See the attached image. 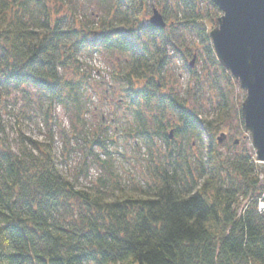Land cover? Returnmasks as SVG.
Listing matches in <instances>:
<instances>
[{
  "label": "trees",
  "instance_id": "16d2710c",
  "mask_svg": "<svg viewBox=\"0 0 264 264\" xmlns=\"http://www.w3.org/2000/svg\"><path fill=\"white\" fill-rule=\"evenodd\" d=\"M89 1L0 0V134L9 112L20 140L17 152L0 143V264H264V164L253 151L221 149L231 91L243 90L217 59L214 20L200 0ZM154 5L164 29L150 23L158 9L147 18ZM85 6L95 11L83 15ZM187 31L220 96L214 118L187 105L207 93L178 41ZM98 54L113 68L101 92L96 78L107 84V74L86 60ZM177 59L195 83L174 95L160 88ZM18 93L26 105L17 113ZM34 119L43 141L26 136ZM129 143L145 172L124 180ZM94 165L103 176L84 187Z\"/></svg>",
  "mask_w": 264,
  "mask_h": 264
},
{
  "label": "rangeland",
  "instance_id": "374dc122",
  "mask_svg": "<svg viewBox=\"0 0 264 264\" xmlns=\"http://www.w3.org/2000/svg\"><path fill=\"white\" fill-rule=\"evenodd\" d=\"M91 3H93V5H95V7L97 8L98 4V0L92 2L91 0L89 1ZM201 3V7L200 10L203 12V14H207L206 16H208L209 18L213 19L215 22L214 26H209V31H213L215 28H217L218 26V20L219 18L222 16V12L219 10L218 13L217 11L210 5V3L206 0H200ZM78 7H80L78 5ZM158 9L159 13L161 15H163L160 11V9L157 6H151V12H147L149 16H147V18H150L153 14V9ZM90 9V10H89ZM82 14L86 15V14H90L93 10L92 8H88L85 6L82 9ZM88 14V15H89ZM93 17V16H92ZM170 22V21H168ZM78 27H80V24H78ZM212 28V29H211ZM210 32V33H211ZM179 36H182V39H179L178 41L181 43H184V51L185 53H187V55L189 57L188 58V62L189 63H194L192 69L194 70V72L196 73V77L195 79H200V81L202 82V84L204 85L205 91L207 93H205L206 95L202 96V99H198L197 97L194 98L192 101H190L189 99L187 100V105L191 106L193 108H197L198 111H201L200 114L203 117H209V118H214V116H217L216 113L214 112L213 108L216 107V104L219 102L220 100V96L218 95V93L214 90L213 88V83L210 81V76H206L205 72L203 71V68L205 67V60L206 57L204 56V52H203V47L201 45H199V41L198 38L195 36L194 33H190L189 31L187 32H183V33H179ZM198 46L201 48V50H198ZM94 60L93 61H89V57L87 56V63L91 66H93L96 69L101 70L105 76L107 73H112L113 68H112V64L110 63V60L112 58L111 55L108 54H98V55H94L93 56ZM172 69L173 72L171 71V75L173 76V80L171 81L170 79H167V84L165 87H162L160 89L163 90V92H171L174 95H177L176 93L180 94V93H184V91L187 89V87H189L190 84V79L192 80V78L189 77L187 70L184 67V64L182 62V60L177 59L175 60L174 65H172ZM198 72V73H197ZM107 74V79H106V83L107 84H103L101 83L99 80L100 78H96L98 80V86L102 87L101 91H105V89H109L112 85H111V78L110 75ZM104 77V75L102 76ZM195 80H192V84H194ZM241 88V87H240ZM193 90H197V87L193 85ZM212 96L213 98V103L209 104L208 103V97ZM116 99H115V103L118 102L119 100H123L125 103L122 106V109H126V106L129 104V100L126 99L125 94H120L118 93L116 95ZM26 95L22 94V93H18L15 96H13V100H12V105L17 106V113H18V109H24L25 110V105H23V98H25ZM231 99H232V106H234L233 110H231V116L230 119L227 120L225 127L223 128L221 134L218 135V137H220L222 135V133L227 135V139L224 140L221 144L222 147L221 149L223 150V152H225V154H228L229 151L231 150L233 153H242V152H255V149L252 145V140L250 137V134L246 131L245 126H243V124L240 121V118L238 117L240 115V109H241V114H242V106L243 103L246 100V92L243 90L242 93H239V90L237 88H235V91H231ZM242 102V106L239 109L240 106H237L238 103ZM199 102L203 104V107L201 108L198 104ZM94 104H97L98 102H93ZM102 103L99 105V107L102 108ZM212 107V108H211ZM111 106L106 107L105 109H103L104 113L107 114V116L113 115L114 111L111 109ZM57 118L59 120L60 123H63L65 126L68 127V120L66 119V117L63 115V112L61 110L57 111ZM123 113L119 114V116H122ZM4 121V125L6 127L7 130V135H1L0 134V143H3L4 141H8L9 144H12V147L14 149L15 152L18 151L19 149V144H20V140L16 135V132L18 131L19 127L17 125H15V119L13 118L12 115L8 113L3 115V119ZM41 122H39L38 119H34L33 123H24L26 126V136L34 139V140H39V141H43L44 138V134L46 133V129L44 130L43 128H41L39 126ZM175 138V136H174ZM194 141V147H193V152L197 151L198 148V144L199 142H197L195 139H193ZM208 138L203 135V142L204 144L207 143ZM236 142V144L234 145V143ZM188 149V148H187ZM121 153L126 155V159L131 163L130 167H126L124 169H119V171H117L118 174H120V176H124V180H128L129 177H134L136 179H138L139 177L143 176L144 174V168H142L140 166V164L134 160V155H135V151L133 150L132 147V143L127 144V146L123 147L122 150H120ZM129 172V173H128ZM128 174V175H127ZM102 177L103 174L101 172V169L99 166L94 165L92 170H91V176L89 180L83 181L82 184L84 187L89 186L90 182H92V184L94 182H97V178ZM258 178H260L261 180V186L264 188V176L262 175L261 177L257 175ZM263 205V204H261ZM260 205V208H261Z\"/></svg>",
  "mask_w": 264,
  "mask_h": 264
},
{
  "label": "water",
  "instance_id": "95a60500",
  "mask_svg": "<svg viewBox=\"0 0 264 264\" xmlns=\"http://www.w3.org/2000/svg\"><path fill=\"white\" fill-rule=\"evenodd\" d=\"M211 1L223 14L210 38L220 64L246 92L242 118L257 161L264 164V0ZM150 23L166 28L158 10L154 11ZM226 138L222 134L219 142Z\"/></svg>",
  "mask_w": 264,
  "mask_h": 264
},
{
  "label": "built area",
  "instance_id": "2783aa9c",
  "mask_svg": "<svg viewBox=\"0 0 264 264\" xmlns=\"http://www.w3.org/2000/svg\"><path fill=\"white\" fill-rule=\"evenodd\" d=\"M261 208H263V205H261Z\"/></svg>",
  "mask_w": 264,
  "mask_h": 264
}]
</instances>
